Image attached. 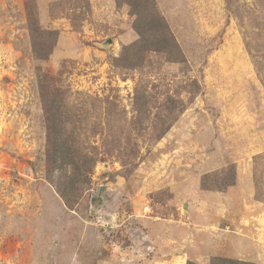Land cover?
Masks as SVG:
<instances>
[{
    "label": "rangeland",
    "instance_id": "rangeland-1",
    "mask_svg": "<svg viewBox=\"0 0 264 264\" xmlns=\"http://www.w3.org/2000/svg\"><path fill=\"white\" fill-rule=\"evenodd\" d=\"M153 1L0 0V264H264V0Z\"/></svg>",
    "mask_w": 264,
    "mask_h": 264
},
{
    "label": "trees",
    "instance_id": "trees-1",
    "mask_svg": "<svg viewBox=\"0 0 264 264\" xmlns=\"http://www.w3.org/2000/svg\"><path fill=\"white\" fill-rule=\"evenodd\" d=\"M136 3L130 2L129 5L132 8V13L135 16V23L134 28L135 31L139 35V41L134 44L130 48H126L127 50H133V49H139V47H145L148 48L149 46V37L147 35L148 32L151 33L152 29V23L155 21L154 25L161 29L159 30V33H165V34H158L159 38L155 42V45L149 48L150 51H157V52H163L165 51V48H168L170 46V42L175 45V47L178 48L176 40L172 37H169L166 34V31L170 32L168 25L165 21V19L162 17L160 12L158 11V8L156 6V3L153 0H135ZM140 1V3H138ZM149 21V22H146ZM146 27V28H145ZM163 30V31H162ZM165 30V31H164ZM54 144H57L56 142H53ZM56 150V149H55ZM212 264H248L243 263L239 261H232V260H225V259H216L212 262Z\"/></svg>",
    "mask_w": 264,
    "mask_h": 264
}]
</instances>
